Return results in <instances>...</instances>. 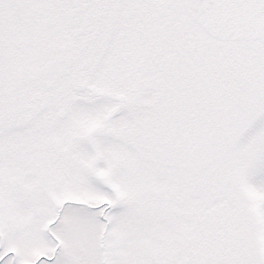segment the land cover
Masks as SVG:
<instances>
[{
    "label": "snow or ice",
    "instance_id": "1",
    "mask_svg": "<svg viewBox=\"0 0 264 264\" xmlns=\"http://www.w3.org/2000/svg\"><path fill=\"white\" fill-rule=\"evenodd\" d=\"M0 264H264V0H0Z\"/></svg>",
    "mask_w": 264,
    "mask_h": 264
}]
</instances>
